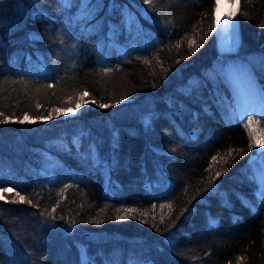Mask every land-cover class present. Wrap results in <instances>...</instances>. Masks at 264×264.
<instances>
[{
    "label": "trees",
    "instance_id": "1",
    "mask_svg": "<svg viewBox=\"0 0 264 264\" xmlns=\"http://www.w3.org/2000/svg\"><path fill=\"white\" fill-rule=\"evenodd\" d=\"M87 5L0 0V264H264L216 0ZM238 18L230 57L261 55L264 89V0H238ZM81 100L79 117L42 122Z\"/></svg>",
    "mask_w": 264,
    "mask_h": 264
},
{
    "label": "rangeland",
    "instance_id": "2",
    "mask_svg": "<svg viewBox=\"0 0 264 264\" xmlns=\"http://www.w3.org/2000/svg\"><path fill=\"white\" fill-rule=\"evenodd\" d=\"M220 5H221L220 11L218 14H216L217 16H219V19L224 9H226L228 13L233 10L235 11L236 13L235 17L238 23V34H239L240 26H239V18H238V3L236 4L234 9L229 6V0H220ZM216 32L218 38V49L220 52V56L218 58L220 62L219 66L221 65L222 67V72L224 74L226 83L230 88L231 85L229 83V77L233 76L235 77V80L239 83V86L241 87V92H240L242 95L241 99L236 98L235 94L232 91H230L231 96L235 101V105L231 109V111H237V116L239 120L243 122L251 138H253L254 136L258 139L264 138V122L263 123L261 122L262 120L261 117L264 116V93L262 90V85L259 82L255 73L256 70L255 66L257 67L256 64H260L262 56L261 55L250 56L249 59L248 58L237 59L234 57H230L231 55L235 54L238 51L240 35H239L238 46L236 51L233 53H224L222 49V41L224 38L221 35V30L218 26L217 19H216ZM249 92L250 94H248ZM253 94L256 95L257 97L256 100ZM226 98L227 97L223 95L221 96L220 100L225 101ZM91 103L92 102L89 100H81L78 102L76 107L69 108L67 110H60L56 117L44 118L42 119V122L50 123L60 118H66V119L77 118L82 114L85 108H88V106L91 105ZM241 105L242 107L243 106L244 107L242 108ZM249 115L251 116V121H252L251 124H249V121L246 118ZM150 117H151L150 114L142 115L140 119H143L142 122H144V124H147L148 122H150ZM27 121L34 122L28 119L25 120L24 122L26 123ZM255 149L256 152L251 157L249 161V166L251 167L253 177H255L257 181L261 183V186L257 191V196L258 198H260V200H264V198H262L261 196V193L264 192V155L261 154L264 153V149H261L258 145H255ZM82 250L84 251L85 248H82Z\"/></svg>",
    "mask_w": 264,
    "mask_h": 264
},
{
    "label": "snow or ice",
    "instance_id": "3",
    "mask_svg": "<svg viewBox=\"0 0 264 264\" xmlns=\"http://www.w3.org/2000/svg\"><path fill=\"white\" fill-rule=\"evenodd\" d=\"M60 4L62 7L64 8H69L72 6V0H59ZM152 0H145V3H148V4H151ZM82 3H83V6L84 8L86 9L87 8V0H82ZM238 3V0H229V6L231 8H235L236 4ZM220 0H216V6H215V11L216 13L218 14L219 11H220ZM90 15V12L88 13ZM236 13L235 11H230L229 13H227V19L224 21V24L225 26H229V21H231L234 17H235ZM81 18H86V16L82 13L81 14ZM217 23H219V16H217ZM231 27L235 28V25L232 24ZM261 27H264V25H261ZM145 63H147V61H145ZM89 93L87 91H85L82 95L83 96H87ZM93 103H95V101H93ZM109 105H106V104H101L100 107H108ZM71 111V110H69ZM249 121V124L252 123L251 121V116L249 115L248 117H246ZM262 119H264V116L261 117ZM25 120L28 119L27 116H25L24 118ZM20 123H24V120H21L19 121ZM253 145H258L261 149H264V138H256L255 136L252 138V144L249 145V147L251 148ZM262 155H264V153H261ZM228 155L231 156L232 155V150L230 149L229 152H228ZM213 161L215 162L216 160V157H213L212 158ZM226 170V169H225ZM209 171H210V168H209ZM221 175L220 171H217L214 175V177H210L209 179H215V178H218L219 176ZM4 192H9L11 191V189L9 188H4L3 189ZM16 196L19 198V202L20 203H28V204H31L33 207H37V205L33 204L31 200H26L24 196L20 195L19 192L16 193ZM261 196L262 198H264V192L261 193ZM4 197L0 196V199H3ZM13 202H16V201H13ZM262 202H264V200H262ZM164 207H168L169 209L172 208V205L171 204H168V205H165ZM56 211V208H52L51 209V212L52 213H55ZM125 212H136V209L135 208H130V209H125L124 210ZM52 219H55V217L53 216ZM117 220H125V219H128V216L127 215H119L116 217ZM103 221L102 220H92L90 221V223H102ZM146 222V221H145ZM74 223V221H73Z\"/></svg>",
    "mask_w": 264,
    "mask_h": 264
},
{
    "label": "bare ground",
    "instance_id": "4",
    "mask_svg": "<svg viewBox=\"0 0 264 264\" xmlns=\"http://www.w3.org/2000/svg\"><path fill=\"white\" fill-rule=\"evenodd\" d=\"M227 13H228L227 10L224 9L223 13L220 15L218 26L221 30V35L224 38L222 41V49L224 53H233L236 51L238 46V39H239L238 23L236 17H234L231 21H229V26L226 27L224 21L227 19ZM232 24L235 25V28L231 27ZM229 83L231 85V87L229 88L230 91H232L235 94L236 98L241 99L242 97L240 93L241 87L239 86V83L235 80V77L230 76ZM262 90L264 93L263 87ZM248 94H250V92ZM253 96H255V100H256L257 99L256 95L253 94Z\"/></svg>",
    "mask_w": 264,
    "mask_h": 264
}]
</instances>
